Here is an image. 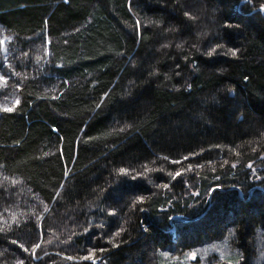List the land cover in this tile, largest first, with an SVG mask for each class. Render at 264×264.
<instances>
[{
    "label": "trees",
    "instance_id": "obj_1",
    "mask_svg": "<svg viewBox=\"0 0 264 264\" xmlns=\"http://www.w3.org/2000/svg\"><path fill=\"white\" fill-rule=\"evenodd\" d=\"M262 10L0 0V264H264Z\"/></svg>",
    "mask_w": 264,
    "mask_h": 264
},
{
    "label": "rangeland",
    "instance_id": "obj_2",
    "mask_svg": "<svg viewBox=\"0 0 264 264\" xmlns=\"http://www.w3.org/2000/svg\"><path fill=\"white\" fill-rule=\"evenodd\" d=\"M0 44V51L3 45ZM259 249V256H263V251ZM235 254L227 241L214 242L198 247L190 252L185 253L181 257H169L163 254L162 264H222L229 262L230 258Z\"/></svg>",
    "mask_w": 264,
    "mask_h": 264
},
{
    "label": "snow or ice",
    "instance_id": "obj_3",
    "mask_svg": "<svg viewBox=\"0 0 264 264\" xmlns=\"http://www.w3.org/2000/svg\"><path fill=\"white\" fill-rule=\"evenodd\" d=\"M6 110L10 111L11 109H6ZM177 175H179V173H177Z\"/></svg>",
    "mask_w": 264,
    "mask_h": 264
},
{
    "label": "water",
    "instance_id": "obj_4",
    "mask_svg": "<svg viewBox=\"0 0 264 264\" xmlns=\"http://www.w3.org/2000/svg\"><path fill=\"white\" fill-rule=\"evenodd\" d=\"M262 13L264 14V10H262Z\"/></svg>",
    "mask_w": 264,
    "mask_h": 264
}]
</instances>
